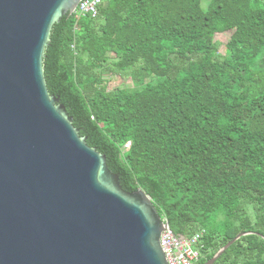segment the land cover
<instances>
[{"label": "trees", "instance_id": "16d2710c", "mask_svg": "<svg viewBox=\"0 0 264 264\" xmlns=\"http://www.w3.org/2000/svg\"><path fill=\"white\" fill-rule=\"evenodd\" d=\"M43 66L123 188L204 231L197 264L241 232L215 264H264V0H107L54 24ZM114 73L134 86L110 90Z\"/></svg>", "mask_w": 264, "mask_h": 264}, {"label": "water", "instance_id": "95a60500", "mask_svg": "<svg viewBox=\"0 0 264 264\" xmlns=\"http://www.w3.org/2000/svg\"><path fill=\"white\" fill-rule=\"evenodd\" d=\"M80 1L0 0V264H169L152 197L123 188L49 92L50 32Z\"/></svg>", "mask_w": 264, "mask_h": 264}, {"label": "built area", "instance_id": "2783aa9c", "mask_svg": "<svg viewBox=\"0 0 264 264\" xmlns=\"http://www.w3.org/2000/svg\"><path fill=\"white\" fill-rule=\"evenodd\" d=\"M107 0H81L75 12L76 18L80 19L84 16L96 17L99 8ZM167 223L161 235V244L166 253L169 264H197L200 258L198 245L204 235V231L197 232L191 236L176 234Z\"/></svg>", "mask_w": 264, "mask_h": 264}, {"label": "rangeland", "instance_id": "374dc122", "mask_svg": "<svg viewBox=\"0 0 264 264\" xmlns=\"http://www.w3.org/2000/svg\"><path fill=\"white\" fill-rule=\"evenodd\" d=\"M230 36V32H218L216 38L217 40L222 44L221 45V48H223L224 44L228 41V38ZM106 79L109 81L108 82V86H109V89L110 90H113L115 88H131L134 86L130 76H122L120 74H117V73H114V74H111L109 76H106ZM148 81L152 82V83H157L159 82L162 77H159L157 75H152L150 76L149 78H147Z\"/></svg>", "mask_w": 264, "mask_h": 264}]
</instances>
